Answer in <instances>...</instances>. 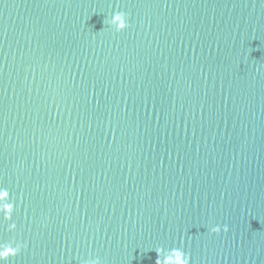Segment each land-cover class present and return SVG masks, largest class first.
I'll return each mask as SVG.
<instances>
[{
  "label": "water",
  "instance_id": "95a60500",
  "mask_svg": "<svg viewBox=\"0 0 264 264\" xmlns=\"http://www.w3.org/2000/svg\"><path fill=\"white\" fill-rule=\"evenodd\" d=\"M0 185L9 264H264V0H0Z\"/></svg>",
  "mask_w": 264,
  "mask_h": 264
},
{
  "label": "clouds",
  "instance_id": "9594fccd",
  "mask_svg": "<svg viewBox=\"0 0 264 264\" xmlns=\"http://www.w3.org/2000/svg\"><path fill=\"white\" fill-rule=\"evenodd\" d=\"M129 14L123 10L113 11L107 19V24L114 28L115 31L120 32L128 28ZM15 211V202L7 187L0 185V219L3 221H11L7 225V231L14 232L17 228L13 220V213ZM221 230L227 231L228 226L215 224L210 227V231L219 233ZM25 247V244L20 241H3L0 242V264H9L10 258L16 257ZM157 258L155 264H190V253L186 252L182 247H171L165 249L163 246L155 248ZM80 264H102L99 256L89 257L83 259Z\"/></svg>",
  "mask_w": 264,
  "mask_h": 264
}]
</instances>
